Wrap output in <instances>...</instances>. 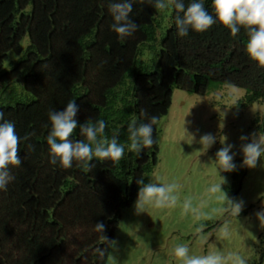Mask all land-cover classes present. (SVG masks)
<instances>
[{
	"label": "trees",
	"instance_id": "obj_1",
	"mask_svg": "<svg viewBox=\"0 0 264 264\" xmlns=\"http://www.w3.org/2000/svg\"><path fill=\"white\" fill-rule=\"evenodd\" d=\"M115 2L0 0V111L15 125L22 159L9 165L14 180L0 190V264L106 263L121 208L133 203L136 181L147 183L158 160L156 125V143L137 156L127 149L128 123L166 115L174 88L203 95L212 84L234 85L245 90L237 107L264 102V67L249 57L243 27L233 37L217 20L180 37L174 8L162 13L147 0H133L129 18L138 29L121 40L111 28ZM182 2L187 8L194 0ZM203 3L215 17L213 0ZM9 53L17 58L5 68ZM70 100L79 108L72 140L85 139L79 125L89 118L103 119L107 137L118 132L126 145L123 159L94 158L87 173L76 161L70 168L50 162L49 112L64 110ZM237 161L231 198L247 170L243 155Z\"/></svg>",
	"mask_w": 264,
	"mask_h": 264
},
{
	"label": "rangeland",
	"instance_id": "obj_2",
	"mask_svg": "<svg viewBox=\"0 0 264 264\" xmlns=\"http://www.w3.org/2000/svg\"><path fill=\"white\" fill-rule=\"evenodd\" d=\"M164 19L166 23L167 17ZM27 43L26 36L22 46ZM16 58L9 53L4 67L8 68L9 62ZM12 86L21 92L19 82ZM244 95L243 88L227 84H212L203 95L173 89L168 113L156 125L158 160L147 183L157 176L162 182H175L179 186L177 205L162 209L149 206L148 212L136 214L137 195L130 206L121 208L105 264H179L173 258V249L178 244L187 245L190 255H205L209 250L233 251L239 252L247 264H264L263 229L255 215L264 209V157L255 168L247 167L240 188L232 197L244 202L239 217L229 215L224 211V203L206 191L211 183L221 182L222 177L226 180L222 189L228 197L235 190L233 172H219L214 162L216 152L223 147L221 137L234 145L231 153H235L237 165L238 156L243 155L241 144L251 142L253 133L264 134V102L237 107ZM208 133L216 137V142L204 150L199 141ZM242 135L248 140L241 141ZM187 198L199 206L201 218L184 213L182 204ZM225 224L231 235L219 239V229Z\"/></svg>",
	"mask_w": 264,
	"mask_h": 264
},
{
	"label": "clouds",
	"instance_id": "obj_3",
	"mask_svg": "<svg viewBox=\"0 0 264 264\" xmlns=\"http://www.w3.org/2000/svg\"><path fill=\"white\" fill-rule=\"evenodd\" d=\"M147 2L162 13L170 8L175 9V27L180 37L188 36L190 30L204 32L217 20L230 29L233 37L243 27L248 35L246 51L249 57L258 62L260 67H264V0H213L215 17L205 9L203 0H198V2L194 0L187 8L182 0H147ZM132 10L133 0H118L109 5V11L114 19L111 28L121 40L132 36L138 29V25L129 18ZM78 111L75 100H70L64 110L49 112L51 127L46 142L49 146L50 162L54 165L59 162L62 167L70 168L73 161H76L81 170L87 173L93 167L94 158L111 159L114 162L123 159L126 145L119 141L118 132H114L110 138L107 137V124L103 119L94 123L89 118L84 124L79 125L80 135L85 139L72 140L73 133L78 126L76 119ZM143 114L141 110V115ZM0 121H2L0 122V190H6L7 185L14 180V176L9 171V165L18 167L22 159L19 155L20 137L16 133L14 123L4 120L3 111H0ZM157 124V116H151L147 122L130 120L127 126L128 151L139 156L143 150L152 147L156 143L153 132ZM240 139L247 141L248 137L242 135ZM199 142L206 150L216 142V137L210 133L204 134ZM220 143L223 147L216 152L214 162L219 172H232L237 168L234 163L235 153H231L234 145L227 144L224 137H221ZM241 151L243 153L241 167L255 168L259 159L264 157V134L253 133L251 142L241 144ZM136 182L139 185L138 198L134 203L136 214L148 212L149 206L162 209L177 205L179 186L175 182H162L158 176L148 183H145L142 178ZM225 182V178L222 177L221 182L211 183L206 190L207 194L223 202L224 211L229 215L239 217L244 202L228 197L222 189V184ZM182 207L185 214L191 213L198 219L201 218L202 213L199 206H195L191 198L185 199ZM255 215L259 220L260 228L264 229V209L256 212ZM95 230L104 233L103 222H96ZM230 235L231 231L227 224L219 229V239H227ZM173 258L179 261V264H247V260L239 252L225 253L209 250L205 255H190L189 247L183 244H178L173 249Z\"/></svg>",
	"mask_w": 264,
	"mask_h": 264
}]
</instances>
